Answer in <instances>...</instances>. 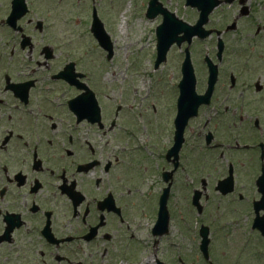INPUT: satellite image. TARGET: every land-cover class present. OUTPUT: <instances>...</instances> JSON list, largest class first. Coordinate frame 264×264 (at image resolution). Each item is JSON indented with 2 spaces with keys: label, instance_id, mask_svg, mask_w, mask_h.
<instances>
[{
  "label": "flooded vegetation",
  "instance_id": "flooded-vegetation-1",
  "mask_svg": "<svg viewBox=\"0 0 264 264\" xmlns=\"http://www.w3.org/2000/svg\"><path fill=\"white\" fill-rule=\"evenodd\" d=\"M0 264H264V0H0Z\"/></svg>",
  "mask_w": 264,
  "mask_h": 264
},
{
  "label": "rangeland",
  "instance_id": "rangeland-1",
  "mask_svg": "<svg viewBox=\"0 0 264 264\" xmlns=\"http://www.w3.org/2000/svg\"><path fill=\"white\" fill-rule=\"evenodd\" d=\"M121 20H122L121 17H119L117 19V22L110 21V24L117 23V25L115 27L106 28L107 32L111 36V39L114 40L113 41V52H114L113 58L114 59L110 63V65L105 63L102 66H100V64H98L99 61L94 60V55L89 54L88 51L90 50V47L85 49V47L82 44V40L78 39L75 42L76 49H77L75 57L77 59V63H78L79 67L89 66L90 70L93 72V75L96 74L98 71H101L98 68H103L102 71H106V72L113 70L117 73V78L121 82L122 78H121V75H119V73L121 71H123L125 73L128 72L126 69L124 70L125 62L127 63V65H129L128 60L125 59L124 56L129 51V52H131V54H139L138 57H141V61H142L141 66L144 68V70L146 72L150 69L151 65H150L148 54H151V48H150L149 38L144 39V42L141 43L140 42L141 40L135 36V33L131 32V27H129L127 25V23H125V25H124V30H123L124 32L122 34L119 33V27L122 24ZM114 28H116V29H114ZM88 46H89V44H88ZM84 50H87V51H84ZM176 53H177V51H176ZM95 54L97 55L98 52L95 51ZM169 65H170V62H168L167 65L161 69H163V71L164 70L168 71ZM126 77H128V75H126ZM99 81L103 85L104 84L108 85L109 79H108L107 73L104 75V77H101V79ZM143 82L144 83L149 82L148 75L144 78ZM171 84H172V82L170 79H168V78L164 79V81H163V88H165L163 90L164 93L168 92Z\"/></svg>",
  "mask_w": 264,
  "mask_h": 264
},
{
  "label": "water",
  "instance_id": "water-1",
  "mask_svg": "<svg viewBox=\"0 0 264 264\" xmlns=\"http://www.w3.org/2000/svg\"><path fill=\"white\" fill-rule=\"evenodd\" d=\"M103 41H104V39H103ZM161 49H162V48H161ZM161 49H159V51H160ZM164 51H165V48H164V49H162V50L160 51V52H161V54H162V58L164 57V54H165V53H164ZM159 54H160V53H159ZM162 58H161V59H162ZM158 61H159V60H158ZM158 61H157V63H158Z\"/></svg>",
  "mask_w": 264,
  "mask_h": 264
},
{
  "label": "bare ground",
  "instance_id": "bare-ground-1",
  "mask_svg": "<svg viewBox=\"0 0 264 264\" xmlns=\"http://www.w3.org/2000/svg\"><path fill=\"white\" fill-rule=\"evenodd\" d=\"M119 30H120V32H121V30H122V26H120V29H119Z\"/></svg>",
  "mask_w": 264,
  "mask_h": 264
}]
</instances>
